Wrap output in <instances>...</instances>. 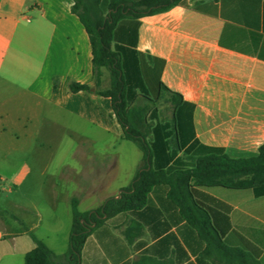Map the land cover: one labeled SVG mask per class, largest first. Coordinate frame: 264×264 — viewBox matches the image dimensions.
Returning <instances> with one entry per match:
<instances>
[{"label":"crops","instance_id":"0c3cea01","mask_svg":"<svg viewBox=\"0 0 264 264\" xmlns=\"http://www.w3.org/2000/svg\"><path fill=\"white\" fill-rule=\"evenodd\" d=\"M74 4L0 0V192L45 189L48 215L20 200L5 208L32 233L41 229L38 238L58 255L69 248L71 200L78 198L79 207L87 202L81 212L101 207L129 186L143 165L139 148L141 158L127 168L112 150L117 139L129 141L111 98L95 93L91 39ZM113 49L122 53L128 85L138 94L144 87L153 98L161 82L183 98L175 124L172 105L170 118H162L160 109L158 116L149 115L155 126H164L154 168H191L208 148L234 159L259 155L264 144V0H184L164 13L126 18L115 29ZM103 73L101 89L106 90L110 74ZM72 82L87 84L92 92L73 93ZM58 127L70 130L66 139L74 151L57 158ZM149 140L154 142V136ZM99 142L106 144L102 152ZM170 142L180 148L164 150ZM121 171L125 181L115 187ZM169 193V186L157 185L143 208L96 227L81 264H229L224 252L209 248ZM192 193L228 248L264 264V196L195 185ZM61 201L69 207L68 228L56 214ZM57 236L63 242L56 252L49 240ZM34 248L19 221L8 230L0 227V264H25Z\"/></svg>","mask_w":264,"mask_h":264},{"label":"trees","instance_id":"16d2710c","mask_svg":"<svg viewBox=\"0 0 264 264\" xmlns=\"http://www.w3.org/2000/svg\"><path fill=\"white\" fill-rule=\"evenodd\" d=\"M184 0H74L73 12L77 14L85 26L92 45L95 92L99 96L112 100L113 112L123 128L125 139L134 142L143 153V165L137 172L133 182L123 188L118 196L111 197L94 210L81 212L79 199L71 200L72 227L69 236L67 253L56 255L45 242L32 233L10 210L0 206V218L8 217L19 221L35 242V248L25 256V264H81L83 247L92 231L117 214L136 211L143 208L153 187L165 184L169 186L170 198L181 209L182 215L200 233L209 248L224 252L229 264H257L241 251L228 248L214 228L208 211L195 200L192 188L224 187L228 189L253 190L258 196H264V144L259 155L252 158H230L221 149L208 148L206 153L194 159L191 168L180 170H164L154 168V159L163 147L159 136L164 126L150 122V114L158 116L157 103L164 93L170 97L173 106L174 124L176 111L183 102L180 94L175 93L160 82V89L150 97L146 89L141 87L142 94L136 92L137 87H129L123 55L113 49L115 29L120 21L126 18H142L169 11ZM110 74V87L102 90L103 70ZM58 82L54 89L57 91ZM69 90L92 92L87 84L72 82ZM165 90L166 92H164ZM145 99L150 104L139 106ZM176 128V127H175ZM174 128V129H175ZM153 135L154 142L149 140ZM161 145V146H160ZM172 142L166 143L164 150ZM1 227V225H0Z\"/></svg>","mask_w":264,"mask_h":264},{"label":"rangeland","instance_id":"374dc122","mask_svg":"<svg viewBox=\"0 0 264 264\" xmlns=\"http://www.w3.org/2000/svg\"><path fill=\"white\" fill-rule=\"evenodd\" d=\"M102 82H103V80H102ZM140 105L144 106L145 103L144 102L139 103V106ZM155 105L157 106L158 109H160L162 118L165 119V118L171 117V109H172L171 105H172V103H171L170 97L167 93H164L163 97L159 101H157V103H155ZM56 129L58 131L57 134L60 135V137H61L60 139L62 140L60 143L53 145L54 149H57L56 150L58 153L57 158L59 156V153H68V154L70 153L71 154L74 151L73 149H71V145H73V144L68 142V140L66 139L69 137V135L71 133L70 130L66 131V129H64V127H58ZM86 132L89 135L92 134V132H90V130L85 129V133ZM96 145H97V148L99 151L102 152L105 150V148H104V146L106 145L105 143L99 142ZM115 147L116 148L112 149V150H116V152L119 154V156L121 158L120 159L121 167H123V168H127L129 165L132 164V162L135 159H137V157L141 158V156H142V153L138 149V146L132 141L124 143V142L119 141L117 139L116 143H115ZM57 158L53 161V167H52L51 171L54 170V168H55ZM67 161L72 162V164H74L73 159H68ZM119 170H118V172H119ZM123 171H121V174H119L120 178L118 181H116L115 187L117 186V184H120V183L125 181L126 174ZM47 177L49 178V176H47ZM32 178L34 181L37 178L39 179V176H33ZM46 195H47V192L45 191V189L42 190L41 188L40 189L37 188L33 191H27V192L21 191L17 195H15V194L10 195L8 193L0 192V206L5 208L6 204L9 201H12V200H15V201L18 200L19 201L20 200L21 202L26 203L25 205H27V206L28 205H35L36 208L39 207L40 211L44 215H48L49 213L52 212V210L43 201ZM23 196L25 197L24 199H23ZM86 204H87V202H85L82 206H80L79 209L80 210L85 209ZM68 212H69V207L65 204V202L61 201L60 203H58L57 209H56V214L60 217L62 225L67 227V228L69 227V213ZM12 221L13 220H11L8 217H1L0 218V225L2 228L8 230V229H10V225H11ZM44 224L45 223L42 224L43 227L45 226ZM35 234L37 237L42 236V230L41 229L36 230ZM49 241H50L51 245H53L54 251H56V252L59 251V247L57 245L59 244V242H63L61 236L52 237ZM61 250L63 251V248ZM56 255H58V254H56Z\"/></svg>","mask_w":264,"mask_h":264}]
</instances>
